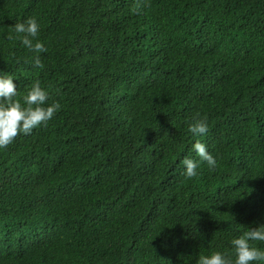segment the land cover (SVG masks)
<instances>
[{
    "label": "trees",
    "instance_id": "1",
    "mask_svg": "<svg viewBox=\"0 0 264 264\" xmlns=\"http://www.w3.org/2000/svg\"><path fill=\"white\" fill-rule=\"evenodd\" d=\"M0 72L61 106L0 149V264H196L264 223V0H0Z\"/></svg>",
    "mask_w": 264,
    "mask_h": 264
},
{
    "label": "clouds",
    "instance_id": "2",
    "mask_svg": "<svg viewBox=\"0 0 264 264\" xmlns=\"http://www.w3.org/2000/svg\"><path fill=\"white\" fill-rule=\"evenodd\" d=\"M39 27L35 18H28L14 25V31L18 34L20 43L35 53L46 51L43 42L38 39ZM8 38L13 37L9 35ZM209 50L208 45L197 44L190 47L187 52L200 63L201 55L208 54ZM34 63L42 67L39 56L34 57ZM17 91L13 76L0 72V149L9 145L18 133L28 134L34 127L49 121L61 107L58 103H46L48 92L39 82H34L28 88L22 97L23 103L14 99ZM188 131L193 136L205 135L208 131L206 118L194 120L188 126ZM191 150L198 159L185 157L181 161L182 174L186 178H192L198 174L201 162L206 163L210 170L216 167L217 158L207 150L204 143L199 141L193 143ZM257 241L264 242V223L249 227L247 231L231 239V258L226 253L215 251L200 255L196 264H259L264 261V249L250 243Z\"/></svg>",
    "mask_w": 264,
    "mask_h": 264
}]
</instances>
